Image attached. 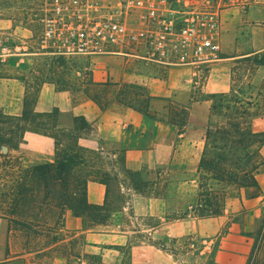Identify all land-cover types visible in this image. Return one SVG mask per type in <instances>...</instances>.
I'll list each match as a JSON object with an SVG mask.
<instances>
[{"label":"rangeland","instance_id":"1","mask_svg":"<svg viewBox=\"0 0 264 264\" xmlns=\"http://www.w3.org/2000/svg\"><path fill=\"white\" fill-rule=\"evenodd\" d=\"M209 1L214 5L220 4L222 11L231 12L235 7H239L242 23L238 28L241 35H245L244 39H247L245 43L250 39L253 42V36H264V0ZM250 3L256 5L253 14L256 19L247 21V16L253 10L249 8ZM45 5L46 0H0V17L12 19L17 25L27 28L30 34L28 51L37 53L31 57L33 68L28 74V96L32 98L38 85L44 80L55 82L60 89H90L92 85L90 68L93 63L106 64L104 59L84 57L66 59L41 54L42 50L39 47L42 34L41 18ZM242 50H246V47ZM127 59L154 68V65L144 61ZM214 63L221 64L223 61ZM214 63L195 70L186 67H155L162 70L172 68L187 70L188 73L182 76L193 87L188 100L160 97L153 101L147 88L122 87L121 93L125 94L130 105L144 109L148 125H152L150 121L152 117L174 125L173 129L163 125L159 136V142L163 143L159 152L160 163L153 167L142 166L139 170L133 171L126 166L124 154L117 152L113 157L107 151H103L98 155H92L88 166L77 168L71 174L70 191L77 192L82 189L83 182L89 179L88 172H95L97 179L105 182L107 187L106 201L111 213L106 224H112L118 216L122 225L131 226L139 231L134 235L137 236L136 239L133 238L132 241L118 247L117 254L101 251L105 258L112 259L115 256L119 258L118 264H264V147L261 150L262 164L255 175L258 187L230 192L224 202L220 203L219 213L216 215L201 216L204 207L200 209L197 204L196 170L205 144L206 129L209 126H224L225 122L222 121H226L221 117H212L210 113L211 101L208 99L211 94L219 93H208L202 89L207 70ZM231 73L232 86L226 93L237 94L245 101L251 100L249 109L251 118L264 113L262 97L264 52L252 57L238 56L233 59ZM105 85L99 87L100 94L112 92L110 84ZM187 130L188 137L180 139L178 134L186 133ZM48 132L55 133L62 142V145L56 146L57 153L70 143L69 139L59 136L58 132L54 130ZM176 148L178 154L174 161ZM12 155L22 158V155L15 152H12ZM190 159L195 160L193 166ZM20 163L24 168L36 165L24 159H21ZM156 195L161 197L164 203L163 217L166 220L178 221L172 228L164 225V229L149 237L148 233L142 230L154 226L156 221L152 216H136L132 206L140 196ZM130 217L135 218L133 223L130 222ZM84 222L92 225L88 220ZM60 227V224L55 226L58 239H66L68 233L62 232ZM144 236L147 238H143ZM48 240L43 237H31L29 247L34 248L33 252L15 264H81V261L85 264H110L102 261V255L88 253L91 249L85 245L86 237L83 235L54 248L52 244H48ZM25 241L26 237L22 232L12 231L9 234L7 221L0 218V264H7L8 259L14 260L17 255L24 254ZM7 246L9 256L6 255ZM80 258L81 260H78Z\"/></svg>","mask_w":264,"mask_h":264},{"label":"crops","instance_id":"2","mask_svg":"<svg viewBox=\"0 0 264 264\" xmlns=\"http://www.w3.org/2000/svg\"><path fill=\"white\" fill-rule=\"evenodd\" d=\"M249 5V8L253 10L247 16V21L256 19L253 15L256 5L253 3ZM239 10V7H235L231 12L222 11L220 56L226 57L222 56L219 60L223 63H214L209 66L202 87L208 93H226L231 90L233 59L238 56L252 57L264 52V36H253V42L250 39L245 43L247 39H244L245 35H241L238 28L242 23ZM29 37L27 28L17 25L12 19L0 17V110L10 116H22L25 111L24 102L26 99L32 100L35 96L32 98L28 96V74L33 68L31 57L37 54L28 51ZM244 47L246 50H242ZM227 56H234V58ZM92 59H104L106 64L97 62L91 66L93 83L90 89H60L55 82L44 80L38 85L37 97L35 101L33 100L32 108L41 114L56 111L57 126L66 131L75 132L78 121L83 119L88 124V130L78 142L87 150L100 153L107 151L113 157L120 152L124 154L126 166L133 171L139 170L142 166H156L160 163L159 152L160 147L163 146V143L159 142L161 131L166 125L171 129L174 125L164 123L157 117H152L150 120L152 125H148L146 115L130 105L125 94L121 93L122 87L147 88L153 101L160 97L181 98L184 101L191 97L193 88L182 76L188 71L182 68L155 69L157 67L155 65L154 68H150L140 62L115 56ZM106 83L110 84L112 92L106 95L100 94L99 87L106 86ZM262 97L264 98V90ZM250 128L254 132H264V113L251 118ZM188 132L189 130L178 134V137L180 139L188 137ZM56 150V139L49 135L28 131L24 134L23 142L15 153L22 155L21 159L30 164H38L54 161ZM177 152L178 148L175 149V156L173 154L174 161H176ZM190 163L193 166L195 160L190 159ZM86 198L89 204L103 205L107 198L106 185L100 181L88 180ZM132 208L136 216H152L156 221L154 226L142 230L146 231L149 237L164 229V225L172 228L178 221L166 220L163 217L164 203L157 195L138 197ZM133 219L135 218L130 217V222L133 223ZM112 222V224L84 227L82 218L66 210L61 231L68 233V236L58 241L52 248L83 235L86 237L85 245L91 249L89 254L102 255L101 251H107L115 255L118 247L132 241L133 238L136 239L137 236L134 235L139 231L131 226L122 225L118 216ZM28 255L30 254L17 255L13 258L14 260L8 259L7 264H15ZM102 258L103 262L110 264L120 262L115 256L108 259L102 255ZM81 264H85L84 261H81Z\"/></svg>","mask_w":264,"mask_h":264},{"label":"trees","instance_id":"3","mask_svg":"<svg viewBox=\"0 0 264 264\" xmlns=\"http://www.w3.org/2000/svg\"><path fill=\"white\" fill-rule=\"evenodd\" d=\"M36 97L37 91L32 100L26 99L25 111L20 117L0 110V218L7 221L9 234L18 231L25 235L24 254L33 252L34 248L29 247L31 237L48 238L49 245L61 240L55 226L60 224L62 228L66 209L82 218L84 227L105 224L111 213L107 201L103 205L87 202L88 180L106 185L97 179L95 172H88L89 179L83 182L81 190L70 191L71 174L77 168L88 166L91 156L100 153L79 145V138L86 134L88 124L79 120L75 133L59 128L56 111L49 114L34 111L32 103ZM208 100L211 101V116L226 121H222L224 126H209L205 132V144L196 170L197 204L200 209L204 207L201 216L218 214L220 203L230 192L258 187L255 175L262 164L264 147V132H254L250 128L251 100H242L233 93L211 94ZM138 109L144 113V109ZM49 130L58 132L70 143L56 152L54 161L24 168L21 158L14 157L12 152L19 149L26 132L49 135L56 139V146L62 145L57 135L50 134ZM6 255L9 256L8 246Z\"/></svg>","mask_w":264,"mask_h":264},{"label":"built area","instance_id":"4","mask_svg":"<svg viewBox=\"0 0 264 264\" xmlns=\"http://www.w3.org/2000/svg\"><path fill=\"white\" fill-rule=\"evenodd\" d=\"M41 23L42 53L66 59L194 70L221 59L222 8L209 0H46Z\"/></svg>","mask_w":264,"mask_h":264}]
</instances>
